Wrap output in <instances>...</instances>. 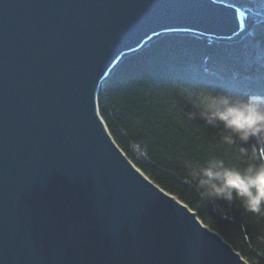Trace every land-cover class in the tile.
<instances>
[{"label":"water","instance_id":"water-1","mask_svg":"<svg viewBox=\"0 0 264 264\" xmlns=\"http://www.w3.org/2000/svg\"><path fill=\"white\" fill-rule=\"evenodd\" d=\"M243 28L216 0H0V264H250L127 157L98 103L152 37Z\"/></svg>","mask_w":264,"mask_h":264},{"label":"trees","instance_id":"trees-1","mask_svg":"<svg viewBox=\"0 0 264 264\" xmlns=\"http://www.w3.org/2000/svg\"><path fill=\"white\" fill-rule=\"evenodd\" d=\"M242 11L244 28L232 38L164 32L123 55L103 80L98 103L112 137L150 180L176 196L250 264H264V220L233 202L204 201L185 164L223 159L248 163L221 143L223 125L188 122V96L199 90L234 96L264 95V0H216ZM242 147L252 151L250 145ZM258 155L264 158V147Z\"/></svg>","mask_w":264,"mask_h":264},{"label":"clouds","instance_id":"clouds-1","mask_svg":"<svg viewBox=\"0 0 264 264\" xmlns=\"http://www.w3.org/2000/svg\"><path fill=\"white\" fill-rule=\"evenodd\" d=\"M193 111L184 114L188 122L203 120L213 128L223 125L219 134L222 144L235 148L248 163L243 170L227 166L223 159L187 162L190 181L204 201L224 200L239 205L252 219L264 220V158L258 155L264 147V95L246 98L225 93L199 90L190 93ZM250 145L252 151L242 147Z\"/></svg>","mask_w":264,"mask_h":264},{"label":"bare ground","instance_id":"bare-ground-1","mask_svg":"<svg viewBox=\"0 0 264 264\" xmlns=\"http://www.w3.org/2000/svg\"><path fill=\"white\" fill-rule=\"evenodd\" d=\"M218 6V5H217ZM219 8V7H218ZM220 10V9H219ZM165 27H174V26H172L171 24H169V25H167V26H165ZM171 32H175V31H171ZM179 32H184V31H179ZM191 32V31H190ZM196 33V32H195ZM238 33H234V34H230L229 36H227V37H216V38H224V39H229V38H232V37H234L235 35H237ZM203 35V34H202ZM157 36V35H156ZM208 36H210V35H208ZM213 37H215V36H213ZM153 38V37H152ZM141 48V47H140ZM139 49V48H138ZM138 49H136V50H138ZM136 50H134V51H136ZM133 52V51H132ZM130 53V52H129ZM127 54V53H126ZM125 55V54H124ZM120 60V59H119ZM117 64V63H116ZM115 64V65H116ZM130 167H131V165H130Z\"/></svg>","mask_w":264,"mask_h":264}]
</instances>
